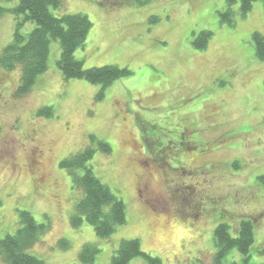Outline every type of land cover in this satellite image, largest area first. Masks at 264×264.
Wrapping results in <instances>:
<instances>
[{
  "label": "rangeland",
  "instance_id": "obj_1",
  "mask_svg": "<svg viewBox=\"0 0 264 264\" xmlns=\"http://www.w3.org/2000/svg\"><path fill=\"white\" fill-rule=\"evenodd\" d=\"M240 5L241 0H64L63 9L53 10L55 16L84 14L91 20L87 42L75 53L85 69L116 66L131 75L104 90L67 81L57 66L58 40L51 42L46 72L26 95L17 96L20 68L0 67V238L14 234L19 212L27 211L47 226L29 251L46 264H83L86 244L100 250L97 264H109L123 240H138L162 264H213L216 227L228 224L235 237L248 220L254 226L250 258L244 261L232 249L223 262L264 264V184L258 181L264 176V61L255 56L252 39L255 33L264 36V1L246 16ZM15 29L12 15L0 19V56ZM33 29L27 24L25 32ZM205 32L212 36L206 49H198L193 43ZM47 107L53 116H38ZM216 123L218 129H208ZM188 124L208 129L191 139L201 148L218 137L225 145L214 157L221 162L216 194L223 203H210L207 213L205 207L188 213L169 198L178 186L200 195L196 181L165 182L174 170L189 172L175 148L183 147ZM96 140L110 144L112 153L100 151ZM87 148L97 150L91 160L96 175L127 205L126 225L107 239L86 222L72 224L80 195L72 192L60 163ZM157 159L160 168L153 166ZM145 165L158 170L151 195L139 193ZM62 240L69 249L61 248ZM0 264H6L1 256ZM129 264L147 263L138 258Z\"/></svg>",
  "mask_w": 264,
  "mask_h": 264
},
{
  "label": "trees",
  "instance_id": "obj_2",
  "mask_svg": "<svg viewBox=\"0 0 264 264\" xmlns=\"http://www.w3.org/2000/svg\"><path fill=\"white\" fill-rule=\"evenodd\" d=\"M9 6L0 4V19L6 14L16 21L12 42L0 56V67L5 70L20 68V86L17 96L28 94L37 82V78L46 72L50 56L51 42L58 40L61 45V57L57 62L59 71L65 80H84L102 89L110 87L116 80L131 75L128 69L116 66H104L85 69L82 61L75 57L78 49L83 48L93 28L88 16L84 14H63L55 16L54 11L63 9L64 0H3ZM231 2L234 0H230ZM257 1L241 0L240 12L246 16ZM34 24V29L26 33L27 24ZM212 34L202 33L194 41L198 49H206ZM255 56L264 61V36L255 33L252 37ZM103 98L101 93L99 99ZM38 116H53V108L40 109ZM94 137H92V141ZM99 150L104 154L112 153L110 144L96 140ZM97 150L87 148L83 152L64 159L60 166L68 171L72 192L80 197L75 205L72 224L75 227L86 222L91 225L98 238H110L120 227L127 223V205L109 186L96 175L91 160ZM238 168V162H234ZM264 184V176L258 177ZM48 231L46 224H39L27 211H20L18 228L14 234L0 238V256L6 264H46L43 260L31 255L30 249ZM216 254L213 264H224V258L232 249H237L248 261L254 244V226L249 221L240 223L237 235L233 237L228 224H220L214 231ZM62 249H69L67 241H60ZM100 250L95 244H86L81 253L83 264H97ZM142 259L147 264H162L161 260L143 252L138 240H123L115 251L109 264H129L134 259Z\"/></svg>",
  "mask_w": 264,
  "mask_h": 264
},
{
  "label": "flooded vegetation",
  "instance_id": "obj_3",
  "mask_svg": "<svg viewBox=\"0 0 264 264\" xmlns=\"http://www.w3.org/2000/svg\"><path fill=\"white\" fill-rule=\"evenodd\" d=\"M216 115L217 114H214L213 118L216 117ZM189 125L190 124L182 128L183 134H181V136L186 139L183 147H175L178 151V154L176 156L179 157V161L183 162V159L185 158L188 161L186 163L189 164V172H183L182 175H178L175 173L176 170H174L172 176L166 175L167 179H165V182L170 183V185H174L176 182L183 181L184 179L196 181L195 190H200L202 192L200 194L202 198H199L200 195L195 196V193L193 192V189L191 187L185 188L182 186L176 187V189L173 190V195L169 196V198L174 206L176 205L178 208H184L188 213L193 212L196 207L207 208V210L205 211L207 213L209 212V210H212L210 203L218 205L223 203V197L216 194V186L220 182L219 164L221 162L215 160L214 157L216 153L221 151L225 145L218 140L220 139L219 137L204 143V146L202 148L197 145L196 142H193L195 139L191 142V139H193V135L195 134L198 135L202 131H207L208 129H218L217 123L211 125L208 129H202L195 124H191V126ZM190 143H194L196 144V146L191 148L189 146ZM154 165H157V168H160L158 165V159L153 161V166ZM144 168L145 172L143 178L138 183L139 193L142 194L143 192H146L147 194L151 195L150 192L152 187V178L154 177V172L156 173L158 172V170H152L147 165H145ZM162 179L163 175L161 174V178L159 179V181L161 182ZM139 196L142 197V195ZM194 204H197V206ZM218 209L222 210V208H217V212ZM181 213L182 212L179 211L174 215L178 217L182 215Z\"/></svg>",
  "mask_w": 264,
  "mask_h": 264
}]
</instances>
